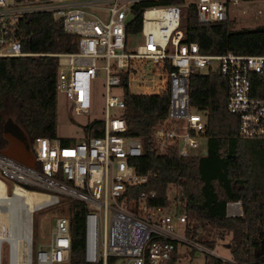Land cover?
Wrapping results in <instances>:
<instances>
[{
    "label": "built area",
    "instance_id": "1",
    "mask_svg": "<svg viewBox=\"0 0 264 264\" xmlns=\"http://www.w3.org/2000/svg\"><path fill=\"white\" fill-rule=\"evenodd\" d=\"M143 2L152 4L141 7ZM255 2L260 5L254 6ZM188 5L194 7L201 25L233 21L236 12L247 11L242 6L254 7V20L264 19V0H0V58L37 55L22 48L21 24L29 14L48 13L52 23L72 37L73 51L49 54L57 60L55 92L64 99L68 120L72 114L89 116V88L97 76V60H103L104 71L101 119L85 120L78 127L80 135L65 142L56 136L34 137L28 143L33 167L0 151V183L5 195L0 208L6 219V210L18 203V192L48 197L31 208L23 206L18 239L8 238V222L0 216V264H4V249L8 250L7 264H18L17 255L11 253L14 250L25 253L23 259L20 253L19 264H67L70 233L66 214L54 218L48 241L31 255V214L57 204V195L84 203L83 260L87 264H107L109 257L122 264H166L175 244L187 243L186 214L167 212L170 205H155V173L137 174L130 164L141 154L142 145L138 138L125 135L122 75L128 91L133 83L142 95L167 94L166 115L151 132L159 154L171 147L179 157L205 154L200 140L207 118L189 105L188 81L192 73L207 70L217 72L226 82V108L238 118V134L264 141V55L201 53L196 43H181V15ZM138 15V31L128 32ZM258 25L262 23L246 26ZM128 34H138L140 42L126 51ZM112 89L118 94H110ZM135 187L141 189L135 192ZM239 214L238 201L226 203V216ZM207 253L224 259L212 250Z\"/></svg>",
    "mask_w": 264,
    "mask_h": 264
},
{
    "label": "trees",
    "instance_id": "2",
    "mask_svg": "<svg viewBox=\"0 0 264 264\" xmlns=\"http://www.w3.org/2000/svg\"><path fill=\"white\" fill-rule=\"evenodd\" d=\"M151 4L143 2L140 5ZM139 21L140 15L133 20L128 32L138 31ZM180 28L183 32L181 43H196L201 53L264 55V24L234 28L227 20L201 25L196 21L194 7L188 5L183 8ZM21 33L23 50L37 55L0 58L1 148L7 142L1 131L6 122L21 129L28 143L38 136L55 137L57 60L49 54L75 49L72 37L53 24L48 13L26 15ZM120 89L125 135L138 138L142 145L141 154L132 158L130 164L137 174L155 173L153 203L168 206L167 191L174 186L177 193L173 200L182 207L187 218L185 238L213 250V240L193 238L195 229L207 227L229 233V240L224 244L227 259L205 254L204 264H264V141L238 134V118L226 108L224 78L211 70L189 76V105L205 113L207 118L203 132L205 154L198 157H179L174 147L164 154L157 152L151 132L166 115L167 94H132L128 91L125 75L121 77ZM68 139L61 138L63 142ZM140 189L135 187L133 191ZM64 200L70 233L67 264H87L83 260L86 208L84 203L71 197H64ZM235 201L239 202L240 214L226 216V203ZM114 261V258H107V264ZM172 263L173 254L166 264Z\"/></svg>",
    "mask_w": 264,
    "mask_h": 264
},
{
    "label": "rangeland",
    "instance_id": "3",
    "mask_svg": "<svg viewBox=\"0 0 264 264\" xmlns=\"http://www.w3.org/2000/svg\"><path fill=\"white\" fill-rule=\"evenodd\" d=\"M254 6H259L260 3L255 2L253 3ZM242 9H246L247 11L245 13L236 12L235 13V20L230 21L234 28H241V27H247V24H251L254 22H258V24H264V19H257L254 20L252 13L254 7H248V6H242ZM140 42V36L138 34H128L127 35V41H126V51L134 48L135 44ZM103 65V60H97L96 61V67H97V76L90 81V88H89V110L88 115L89 116H76L71 115L70 120H68L67 113L65 111V102L64 99L60 94H56V126H55V136L58 138H71L74 139V135H80L79 132V125L82 124L87 119H101L103 116V98H104V88H103V77H104V71L101 69V66ZM130 93L133 94H139L142 92L140 88H137L133 85V83H130L129 86ZM110 94H118V90L112 89L110 91ZM113 110L111 109L109 111V114H112ZM205 141V138H202L200 140V144L203 145ZM4 148L0 147V151L5 149V146H7V142L3 144ZM39 191V190H37ZM9 193V190H7ZM51 193V191H50ZM177 193V190L174 186H170L167 191V197L169 201V208H167V212L169 213H183L182 207L178 204L176 200H173L174 195ZM17 194L19 198H16L17 202L14 205H12L8 210L11 211L13 218L20 217L24 214V208L23 206L27 208H31L33 205H30L27 203L31 198L28 196L26 192H18ZM4 191L3 186L0 183V198H3ZM39 199H35V201L38 203L40 200H44L48 197L39 195ZM59 198V202L57 204H52L48 207H43L39 209L38 211L33 212L32 215V244H31V255H34V251L37 248L39 244L45 243L48 241L50 236V229L53 225L54 218L56 216L65 214V200L64 197L66 196H60L57 195ZM69 198V197H68ZM13 203V202H12ZM36 203V204H37ZM17 206V207H16ZM20 207V208H19ZM26 208V209H27ZM0 215L4 217V212H2V209L0 208ZM10 217V216H9ZM178 234L182 235L180 233V230L177 232ZM185 237V236H184ZM229 233H226V231L221 229H210L207 227L204 228H196L195 229V236L193 238L197 240H213L215 242V246L213 248V252L219 254L222 256V258L227 259L228 257V251L225 249L224 244L228 242L229 240ZM186 244L177 242L175 244L173 254V263L172 264H204V255L209 254L207 253L208 250L206 248H203L201 245H199L197 242L189 240L186 237ZM3 263L7 264L8 259V250H3ZM24 258V251L18 252L17 256L18 259ZM113 264H122V261L119 259H116Z\"/></svg>",
    "mask_w": 264,
    "mask_h": 264
},
{
    "label": "water",
    "instance_id": "4",
    "mask_svg": "<svg viewBox=\"0 0 264 264\" xmlns=\"http://www.w3.org/2000/svg\"><path fill=\"white\" fill-rule=\"evenodd\" d=\"M1 131L2 136L7 141V146L2 150V153L20 163L33 167V156L29 151L28 139L23 131L12 122H6L3 124Z\"/></svg>",
    "mask_w": 264,
    "mask_h": 264
},
{
    "label": "bare ground",
    "instance_id": "5",
    "mask_svg": "<svg viewBox=\"0 0 264 264\" xmlns=\"http://www.w3.org/2000/svg\"><path fill=\"white\" fill-rule=\"evenodd\" d=\"M48 185V187L49 188H51V189H53V190H57V191H65L66 193H71V191L70 190H68V189H65V188H63V187H58V186H56V185H53V184H47ZM40 194H35V193H31V194H28V196L31 198L29 201H27V203L28 204H30V205H33V204H36L37 202L35 201V199H39L40 198V196H39ZM41 196H45V197H47L46 195H41ZM19 203V202H18ZM17 207V206H16ZM1 216V215H0ZM4 216V215H3ZM10 216V217H9ZM2 218V217H1ZM16 218L17 217H15V218H13V215H12V212L11 211H8V218L6 219L5 217H3V220L4 221H6V222H8V230L6 231L7 232V234L6 235H8V238H10V239H18V237H19V233H18V229H19V224H18V218H17V220H16ZM14 220H16V224H15V229H13V233H10L11 232V223L12 222H14ZM5 232V233H6ZM11 253L12 254H16L17 255V251H11ZM20 254V253H19ZM17 261H18V264H19V260H18V256H17Z\"/></svg>",
    "mask_w": 264,
    "mask_h": 264
},
{
    "label": "crops",
    "instance_id": "6",
    "mask_svg": "<svg viewBox=\"0 0 264 264\" xmlns=\"http://www.w3.org/2000/svg\"><path fill=\"white\" fill-rule=\"evenodd\" d=\"M140 94V93H139ZM222 257V256H221Z\"/></svg>",
    "mask_w": 264,
    "mask_h": 264
}]
</instances>
